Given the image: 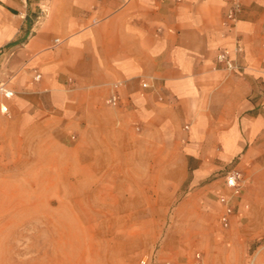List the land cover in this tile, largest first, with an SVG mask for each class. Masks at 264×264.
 <instances>
[{
  "label": "crops",
  "instance_id": "1",
  "mask_svg": "<svg viewBox=\"0 0 264 264\" xmlns=\"http://www.w3.org/2000/svg\"><path fill=\"white\" fill-rule=\"evenodd\" d=\"M235 2L241 12L226 23ZM28 7L0 0V46L20 44L0 69V84L17 99L4 100L3 136L24 140L47 170L57 172L66 151L70 180L81 172L84 186L113 197L119 217L150 218L152 204L175 200L188 159L201 151L181 144L190 131L181 124H192L191 137L225 139L228 153L242 158L249 140L264 139V0H34ZM30 9L38 15L27 30ZM236 43L240 69H214L217 52L232 53ZM117 84L120 103L110 108L105 100ZM224 122L225 130H206ZM74 131L76 142L60 143ZM204 177L193 169L188 186L205 193ZM188 198L180 207L205 202ZM236 205L235 212L246 206L244 190Z\"/></svg>",
  "mask_w": 264,
  "mask_h": 264
},
{
  "label": "rangeland",
  "instance_id": "2",
  "mask_svg": "<svg viewBox=\"0 0 264 264\" xmlns=\"http://www.w3.org/2000/svg\"><path fill=\"white\" fill-rule=\"evenodd\" d=\"M17 1L23 9L34 3ZM35 12L30 9L23 28L28 30L34 24ZM19 45L0 46V69ZM3 77L1 74V81ZM20 94L24 93H16ZM11 99L17 100L15 96ZM1 103L5 101L0 96ZM257 112L258 108L251 115ZM2 121L0 118V264H192L197 253L205 264H264V139L249 140L250 155L242 158L228 153L225 139L191 137L192 124H181V128H190L189 133L183 132L181 144L201 150L195 159H188L187 182L171 203L152 204L149 214L153 217L121 218L110 201L113 197L100 196L97 186H84L81 172L75 173V181L70 180L66 151H59L57 172L44 169L46 164H36L24 140L3 136ZM225 129V122L206 127L213 132ZM76 131L61 134L60 143L76 142ZM234 167L242 174L246 206L223 228L217 198L228 193L224 177ZM196 168L204 170L198 187L208 186L205 193L188 186ZM196 194L205 202L193 198L180 207L184 197Z\"/></svg>",
  "mask_w": 264,
  "mask_h": 264
},
{
  "label": "built area",
  "instance_id": "3",
  "mask_svg": "<svg viewBox=\"0 0 264 264\" xmlns=\"http://www.w3.org/2000/svg\"><path fill=\"white\" fill-rule=\"evenodd\" d=\"M26 5V0H20ZM179 1V0H176ZM241 12V8L237 2L231 5L225 14L226 23L232 24L236 21L237 15ZM241 52L240 46L236 43L232 53L227 50H219L215 58L214 69L221 67L226 72H235L239 70V66L236 63L235 56ZM261 52L264 53V36L261 40ZM36 81L40 79V75L34 77ZM142 89H146L148 86L146 83L141 84ZM119 85L113 86V93L105 100V104L110 108H117L120 103L117 90ZM0 96L4 100H10L14 93L7 90L3 84H0ZM0 113L4 116L9 114L8 107L5 104H0ZM185 129H188L185 127ZM224 186L229 191L227 194L218 196L217 203L220 207V214L218 221L223 228L229 227L231 219L235 215V210L237 208L236 203L241 200L243 192V180L242 174L236 169L229 170L224 177ZM192 264H205L203 258L199 253L195 254L193 257Z\"/></svg>",
  "mask_w": 264,
  "mask_h": 264
}]
</instances>
